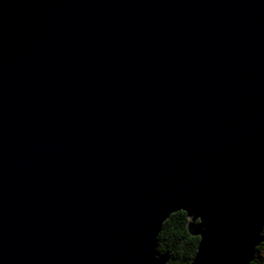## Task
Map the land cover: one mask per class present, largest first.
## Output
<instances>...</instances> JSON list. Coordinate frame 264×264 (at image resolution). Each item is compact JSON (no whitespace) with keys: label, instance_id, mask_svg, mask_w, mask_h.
<instances>
[{"label":"water","instance_id":"water-1","mask_svg":"<svg viewBox=\"0 0 264 264\" xmlns=\"http://www.w3.org/2000/svg\"><path fill=\"white\" fill-rule=\"evenodd\" d=\"M251 264L264 227V0H0V264Z\"/></svg>","mask_w":264,"mask_h":264},{"label":"trees","instance_id":"trees-1","mask_svg":"<svg viewBox=\"0 0 264 264\" xmlns=\"http://www.w3.org/2000/svg\"><path fill=\"white\" fill-rule=\"evenodd\" d=\"M187 213L183 210L171 212L163 221L156 238L158 255H166L165 264H190L197 250L199 237L187 230ZM261 243L256 246L252 264H264V227Z\"/></svg>","mask_w":264,"mask_h":264},{"label":"rangeland","instance_id":"rangeland-1","mask_svg":"<svg viewBox=\"0 0 264 264\" xmlns=\"http://www.w3.org/2000/svg\"><path fill=\"white\" fill-rule=\"evenodd\" d=\"M260 243H261V241H260ZM260 243H259V244H260ZM259 244H258V245H259ZM251 264H252V263H251Z\"/></svg>","mask_w":264,"mask_h":264}]
</instances>
